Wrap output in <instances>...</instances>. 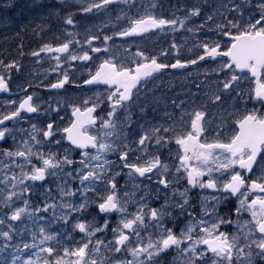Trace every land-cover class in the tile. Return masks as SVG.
<instances>
[{
    "label": "snow or ice",
    "instance_id": "6c2138e0",
    "mask_svg": "<svg viewBox=\"0 0 264 264\" xmlns=\"http://www.w3.org/2000/svg\"><path fill=\"white\" fill-rule=\"evenodd\" d=\"M66 7L33 6L63 39L0 56V93L26 55L58 73L0 111V264H264V0H177L167 16L160 0H87L83 20L112 15L82 32ZM169 31L166 48L132 51ZM191 68L169 108L157 81ZM41 86L92 95L44 106Z\"/></svg>",
    "mask_w": 264,
    "mask_h": 264
},
{
    "label": "flooded vegetation",
    "instance_id": "af4514ba",
    "mask_svg": "<svg viewBox=\"0 0 264 264\" xmlns=\"http://www.w3.org/2000/svg\"><path fill=\"white\" fill-rule=\"evenodd\" d=\"M19 1H22L23 3H25L28 6V4H27L28 0H15V6L13 7L14 10H13L12 14L16 13L17 15H19V18L15 19V20L18 21L20 18H22L25 21L30 20V21H32V27H34V23L48 22L47 25L50 23V20H48V21H42L41 20V16L43 15V12H42L41 16H38L37 14H34L32 12L30 14L24 15L23 11L25 9L17 8L16 3ZM29 1L31 3H34L33 0H29ZM53 1H54V3L60 4V0L58 2L56 0H53ZM65 1H66V3H69L68 1L71 2L70 4L72 5L74 12H76V10L80 7V3L78 2V0H65ZM76 20H78L77 16H76ZM0 24H1V21H0ZM5 25L6 24H3V30H2L3 32L0 34H2L3 37H8L9 40H11L12 55L16 54V47L20 42L24 43L26 53L30 52L33 49V47H34V35H36V33H33L31 30H29L28 32L23 33V34H21V36L17 37L16 31L18 29L12 28V30H9L8 28L5 27ZM51 25L52 26L59 25L60 27L63 26L62 22H60L58 20L52 22ZM38 31L39 30L36 29V32H38ZM175 39H176V37H175ZM29 57L30 56L26 55L20 61L25 63L29 59ZM34 71L44 72L45 78H38L37 76H35L33 74ZM189 71H192L194 74L196 69L191 68V69H189ZM181 76H187V73L184 71L178 72L176 70H170L167 74L162 76L160 78V80L157 81V84L159 85L157 95L163 97L165 101L169 102V108H170V100L172 98H176L177 100L185 98V95H186L188 89L192 87V85L190 84L185 89L179 90L177 85H175V83L177 82V78L181 77ZM56 78H57V76L54 73L46 72V70H42V69H35L34 70V69L29 68V67H23L20 74H18V75L14 74L13 75V80H12V84H11V92L10 93H0V111L4 110V108L6 106V102L9 98L16 99V98H18V96H21V97L23 96V93L20 92L19 88L17 87L18 84L26 83L27 81H32L33 83H36V82L42 80V81H44V85H47L49 82H55ZM188 81H191L190 77H188ZM66 87L68 89V91L66 93L63 90H46V88L44 86H41L38 89H29V92L35 91L36 97L38 98L37 102L43 104L44 106H46L48 102L55 104L56 100H63L66 96L72 97L75 99H79L82 96L92 95L91 92H87V91L82 92V91L76 90L70 86H66ZM163 87H164V89H162ZM163 107H164V105L162 104L161 108H163ZM150 115H155V116H157V118H160V116H162V112L153 113ZM134 119H135V117H134ZM23 126L27 127L28 125L25 124ZM112 158L114 159V157H112ZM123 182L124 181L122 180L121 184H123ZM89 211H91V209ZM89 218H91V217H89Z\"/></svg>",
    "mask_w": 264,
    "mask_h": 264
},
{
    "label": "rangeland",
    "instance_id": "374dc122",
    "mask_svg": "<svg viewBox=\"0 0 264 264\" xmlns=\"http://www.w3.org/2000/svg\"><path fill=\"white\" fill-rule=\"evenodd\" d=\"M34 3H31L29 0L27 2L28 6L23 3L22 1L17 2V7H19L20 4H23V7L25 8V10L23 11L24 15L30 14L31 12L34 14H37L38 16H41L42 12L33 10V6H38V5H49V4H57L58 3H54L53 0H33ZM37 1V2H36ZM57 2L59 0H56ZM171 3H165V0H160V3L162 5V9H158L157 11H163L164 15H169L172 11H174V8L171 7V5H175L177 3V0H170ZM8 2V0H0V33H2L3 31V24H7L9 22V18L11 20H15L19 18V15H17L16 13L12 14L13 11H11V8H5L4 5ZM15 2V0H14ZM68 5L70 7H66L64 8V13H66L67 11H73V7L70 4L71 2L68 1ZM78 2L81 3H86L87 0H78ZM143 2L145 4L149 3L150 0H143ZM181 3L183 2H192V0H180ZM66 3V1H65ZM67 4V3H66ZM21 8V7H19ZM79 9V8H78ZM77 9V15L80 16L79 20L77 21V28L76 29H72V28H68L69 31H79L82 32L83 28L82 25L87 23V24H100L103 21L107 20L108 17L110 15H112L111 10L108 13H104V12H100V13H95V14H88V19L87 20H83V13H80ZM179 15V13H177ZM47 12H43V16H46ZM56 21V18L53 17L50 19V23L47 25L48 22H39V23H34V27H36V25H40V24H44L45 26V32L40 33L39 28H37L39 31L37 33H40L39 35H34V47L38 48L39 45L41 44L42 41L48 42V41H52L54 36L56 35H60L61 39H63V35H62V31H63V27H59V25H55L52 26L51 23ZM7 28V27H6ZM5 28V29H6ZM177 37V42L183 43V36L180 33L175 34ZM184 36H190V34L188 33H184ZM82 39L81 37H77ZM174 38V34L171 33L170 31L167 33V35H159V36H154V37H149L147 40L145 41H129V44L132 45V51L134 52L136 50L135 45L136 43H139L141 45V47L147 46L150 50L153 48L159 49L160 47H164L166 48L168 46V44L171 42V40ZM118 43H120V41H117ZM10 44H11V40H9L8 37H3L2 34H0V56H4L5 54H8V50L10 48ZM128 45H125V47H127ZM190 46V44H189ZM123 54V49H121L120 53H117V55H122ZM188 53L185 52V55H187ZM20 63H23L25 66L24 67H29L31 69H42V70H47L49 69V67L51 66L52 63L54 62H50L48 61L47 57H45V60L41 61L39 64L35 62V58H32L31 56L29 57V59L24 63L22 61H20ZM79 62H76V66L68 68V71L71 73H74V75L79 79L82 75H86L87 73V69L86 68H79L78 67ZM94 70V69H93ZM54 73L56 76L58 75V73L55 72H51ZM33 74L35 76H37L38 78H45L44 76V72H36L34 71ZM195 76V73L193 74ZM193 77H190V80H192ZM186 76H181L177 78V82L175 83V85H177L179 90L185 89L186 87H188L191 83L190 81H188V79H185ZM164 89V87L162 88ZM30 223V222H28ZM57 228L60 227V225H56Z\"/></svg>",
    "mask_w": 264,
    "mask_h": 264
},
{
    "label": "bare ground",
    "instance_id": "6f19581e",
    "mask_svg": "<svg viewBox=\"0 0 264 264\" xmlns=\"http://www.w3.org/2000/svg\"><path fill=\"white\" fill-rule=\"evenodd\" d=\"M19 7H21V8H19ZM19 7H17V8H19V9H25L24 7H23V4H20L19 5ZM14 9H13V7L11 8V11H13Z\"/></svg>",
    "mask_w": 264,
    "mask_h": 264
}]
</instances>
